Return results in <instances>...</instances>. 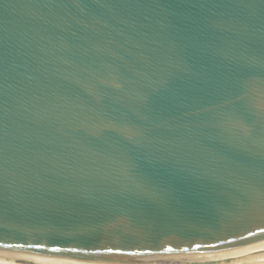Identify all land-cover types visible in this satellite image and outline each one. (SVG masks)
<instances>
[{
	"label": "water",
	"instance_id": "water-1",
	"mask_svg": "<svg viewBox=\"0 0 264 264\" xmlns=\"http://www.w3.org/2000/svg\"><path fill=\"white\" fill-rule=\"evenodd\" d=\"M0 263L264 264V0H0Z\"/></svg>",
	"mask_w": 264,
	"mask_h": 264
},
{
	"label": "snow or ice",
	"instance_id": "snow-or-ice-1",
	"mask_svg": "<svg viewBox=\"0 0 264 264\" xmlns=\"http://www.w3.org/2000/svg\"><path fill=\"white\" fill-rule=\"evenodd\" d=\"M36 247H41V245H36Z\"/></svg>",
	"mask_w": 264,
	"mask_h": 264
},
{
	"label": "bare ground",
	"instance_id": "bare-ground-1",
	"mask_svg": "<svg viewBox=\"0 0 264 264\" xmlns=\"http://www.w3.org/2000/svg\"><path fill=\"white\" fill-rule=\"evenodd\" d=\"M1 264V263H0Z\"/></svg>",
	"mask_w": 264,
	"mask_h": 264
}]
</instances>
